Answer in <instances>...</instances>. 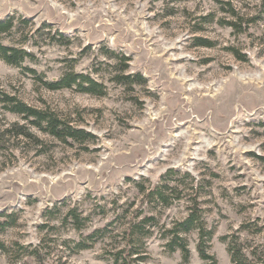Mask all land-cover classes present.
<instances>
[{
	"label": "rangeland",
	"instance_id": "rangeland-1",
	"mask_svg": "<svg viewBox=\"0 0 264 264\" xmlns=\"http://www.w3.org/2000/svg\"><path fill=\"white\" fill-rule=\"evenodd\" d=\"M8 16L28 20L4 38L33 53L23 66L45 80L73 69L105 93L48 90L0 60V90L93 136L63 143L0 105V212L18 215L0 232L10 247L0 264H111L113 238L75 253L72 241L108 222L116 234L141 205L136 183L168 170L183 199L162 222L186 215L199 183L215 264H230L220 237L242 224V240L264 250V0H0ZM68 208L88 217L84 228L64 221ZM187 239L184 263L155 233L146 264H208L196 234Z\"/></svg>",
	"mask_w": 264,
	"mask_h": 264
},
{
	"label": "trees",
	"instance_id": "trees-1",
	"mask_svg": "<svg viewBox=\"0 0 264 264\" xmlns=\"http://www.w3.org/2000/svg\"><path fill=\"white\" fill-rule=\"evenodd\" d=\"M17 23L26 25L28 20L23 18L16 22L14 16L0 19L1 61L32 74L33 78L48 90L73 88L78 92L92 95H102L105 93L102 84L95 81L90 75L76 72L73 69L63 72L55 80H45L43 75L38 74L33 68L23 66L25 60H32L34 58L33 53L26 50L23 46L11 45L4 42L5 36L11 35L17 29ZM229 25L235 26V23L229 22ZM108 54L114 55L112 52ZM136 77L138 80L135 81L141 83L142 78H140V75L137 74ZM124 78L128 77H116V79H120L119 81H123ZM0 105L7 112L22 116L37 128L63 143H67L68 140L84 142L93 137L82 129L70 126L53 113L29 106L2 90H0ZM172 173V170H168L158 183L150 186L136 183L138 192L142 195L141 205L135 209L131 216L129 215L130 217L127 218L126 222L118 225L117 233L111 235L114 228L111 227L112 222H108L103 226L94 228L81 239L72 241L71 251L75 253L89 249L97 241L110 237L114 239L111 240V250H109L111 264H146L149 258L146 250L147 240L157 233L164 240L163 245L165 249L170 253L176 250L179 251L182 262L186 263L190 259L187 236L190 233H195V250L198 257L208 264H215V257L210 253L214 227L207 226L204 220L203 210L198 200L200 195L198 192L200 189L199 183L197 186L190 187V189H193V194L191 193L187 200V213L182 219L174 220L170 223L162 222L161 220L164 209L170 207L174 201L183 199L184 189L180 185L184 181L176 180L178 182L170 184L165 178V176ZM187 175L195 182L193 176ZM131 204L132 202L119 204V207L122 208L120 215L126 217L127 214L125 213H129ZM63 219L65 222L70 223L74 229L80 230L85 227L88 217H82L76 208H68ZM17 220L18 215L14 212H0V232L7 227L15 226ZM250 229L248 224H242L237 231L220 237L226 244L230 264H264V250L259 249L258 246H249L242 240L239 234L240 231H250ZM15 244L17 245V243ZM20 247L21 249H26L23 246ZM9 253L10 247L0 238V255ZM35 253L37 255V252Z\"/></svg>",
	"mask_w": 264,
	"mask_h": 264
}]
</instances>
